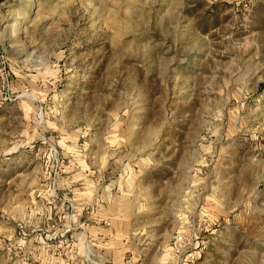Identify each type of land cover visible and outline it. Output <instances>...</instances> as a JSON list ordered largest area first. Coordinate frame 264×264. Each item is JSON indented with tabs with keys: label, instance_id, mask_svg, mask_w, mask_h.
<instances>
[{
	"label": "rangeland",
	"instance_id": "374dc122",
	"mask_svg": "<svg viewBox=\"0 0 264 264\" xmlns=\"http://www.w3.org/2000/svg\"><path fill=\"white\" fill-rule=\"evenodd\" d=\"M264 264V0H0V264Z\"/></svg>",
	"mask_w": 264,
	"mask_h": 264
},
{
	"label": "built area",
	"instance_id": "2783aa9c",
	"mask_svg": "<svg viewBox=\"0 0 264 264\" xmlns=\"http://www.w3.org/2000/svg\"><path fill=\"white\" fill-rule=\"evenodd\" d=\"M102 264H105V263H102Z\"/></svg>",
	"mask_w": 264,
	"mask_h": 264
}]
</instances>
